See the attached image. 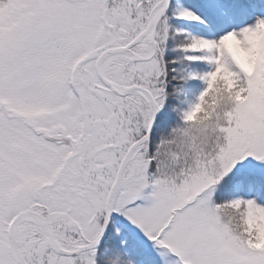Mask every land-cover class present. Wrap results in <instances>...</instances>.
Segmentation results:
<instances>
[{
	"label": "snow or ice",
	"instance_id": "obj_1",
	"mask_svg": "<svg viewBox=\"0 0 264 264\" xmlns=\"http://www.w3.org/2000/svg\"><path fill=\"white\" fill-rule=\"evenodd\" d=\"M0 264H264V0H0Z\"/></svg>",
	"mask_w": 264,
	"mask_h": 264
}]
</instances>
